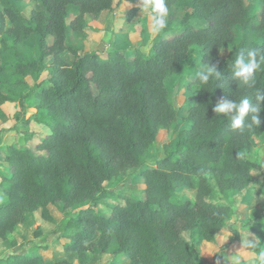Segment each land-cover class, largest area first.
I'll use <instances>...</instances> for the list:
<instances>
[{
  "label": "trees",
  "instance_id": "trees-1",
  "mask_svg": "<svg viewBox=\"0 0 264 264\" xmlns=\"http://www.w3.org/2000/svg\"><path fill=\"white\" fill-rule=\"evenodd\" d=\"M12 1L22 0H0L4 4L0 35L11 39L7 48L14 58L9 61V54L0 51V73L13 66L17 76L37 79L47 70L34 88L19 94L22 101H32L36 121L49 132L40 135L24 129V139L36 141L34 148L5 147L0 240L24 224L28 213L39 210L43 221L55 223L48 205L71 210L90 202L56 225V232L68 240L64 250L74 253L79 264H86L95 248L111 255L107 264L121 255L127 256L125 264H196V248L182 233L198 231L200 240L215 241L235 213L225 200L228 193L245 189L253 181V169L264 183V164L245 156L253 137L264 133V101L260 124L250 133L230 127L231 113L214 111L222 99L238 102L247 96L255 104L257 91L264 94V64L247 83L235 75L234 67L238 55L247 61L250 51L257 52V59L264 54V0L259 15H250L244 0H167L169 8L184 9L180 30L167 36L174 21L168 17L167 27L156 35L149 51L133 48L131 59L120 49L109 50L102 58L98 52H79L66 44L68 31L86 36L91 29L88 21L110 11L114 0H38L41 9L32 8L27 15ZM136 9L128 12V20ZM193 20L202 26L193 25ZM236 26L240 35L234 33ZM31 34L38 36L39 54L25 59L17 46ZM229 43L232 47L222 57L221 48ZM192 46L199 50L195 61L201 71L214 66L220 75L213 72L209 82L201 84L200 71L196 73L192 85L197 92L184 104L187 113L173 151L155 158L153 166L142 167L158 131L177 121V107L164 79L174 74L180 82L194 73L187 61ZM65 51L73 56L72 62L63 58ZM13 95L9 78H0V104L14 101ZM134 171L145 185L143 197L122 195L105 186ZM180 188L194 189V199L178 197ZM218 193L223 202L213 200ZM108 197L122 201L103 214L96 206ZM40 261V256L24 255L17 263Z\"/></svg>",
  "mask_w": 264,
  "mask_h": 264
},
{
  "label": "rangeland",
  "instance_id": "rangeland-1",
  "mask_svg": "<svg viewBox=\"0 0 264 264\" xmlns=\"http://www.w3.org/2000/svg\"><path fill=\"white\" fill-rule=\"evenodd\" d=\"M250 15L257 13L259 15L261 9V0H244ZM23 13L27 15L32 8L41 9L38 0H22L12 1ZM3 2H0V10L3 7ZM136 7L133 12L134 16L128 20V12ZM148 8L137 0L135 3H130L128 0H114L113 8L110 11L102 12V21L98 19H90L88 26L91 29L86 30V36H77L72 31H68V38L66 44L72 45L79 52H98V54L105 58L109 50L120 49L125 51L128 59L133 57V48L139 47L144 53H147L153 42V39L158 33H154L151 29V13ZM184 9L181 6H172L169 8L168 17L173 18L172 31L167 34L170 36L173 32L180 30V19L183 15ZM73 15L67 21L73 19ZM96 20V21H95ZM192 24L195 26H202L201 22L193 20ZM103 26V27H101ZM105 26V28H104ZM100 28H102L100 30ZM102 30L104 32H102ZM234 33L240 35L238 26L234 27ZM142 40H144L142 44ZM38 36L31 34L27 39L22 41L17 47L20 52L19 56L25 59H32L38 57L37 49ZM6 46H5V45ZM13 43L7 34L0 35V51L7 56L9 61L14 62L10 50L7 48ZM232 47V44H226L221 48V56L224 57ZM199 50L192 46L188 52L187 61L189 67L195 69L185 80L179 82V78L170 74L164 79L166 88L169 91L177 107V121L174 122L168 129H160L157 133L156 139L150 148L151 155L143 160L141 166H153L155 158H161L170 154L173 151L177 140L178 132L183 125L184 117L186 115L185 102L194 100L196 88L193 87L192 82L201 67L195 60ZM63 58L68 61H73V56L69 52L62 53ZM2 55L0 54V58ZM15 68L10 66L7 70L0 73V78L10 80V87L15 92L13 95L14 101L4 102L0 104V173H7V166L4 162L6 145L15 146H30L34 148L36 141H27L24 138V129L31 133L37 132L40 135L49 132L48 127L38 123L35 119L36 109L32 107V101H22L20 92H27L34 88L35 84L47 76V70H43L41 74L34 79L32 76L19 77L14 73ZM193 87V88H192ZM5 90V87L3 88ZM28 120L26 126H20V123ZM19 125V129L14 126ZM7 128V129H5ZM37 153H41L37 151ZM245 156L250 160L264 164V133L258 137H253V145ZM253 181L243 190L228 193V201L234 208L235 213L231 217L228 226L225 230L217 236L215 243L200 240L198 231L190 233L184 231L182 236L185 240L192 241L196 248V264H231L233 256L241 257L242 264H254V258L258 254V250L248 249L244 247L246 239H259L260 248L264 249V183L263 177L258 170L251 171ZM211 185L217 190L215 182L210 179ZM109 190H118L122 195H131L134 198L143 197L144 183L142 178L138 177L134 172L127 176H122L113 181L107 182L106 185ZM1 192V191H0ZM218 192V191H217ZM1 194V193H0ZM176 195L182 198L194 199L195 190L189 188H180L176 191ZM223 202L221 195L215 197L216 200ZM2 197L0 196V201ZM122 199L108 197L100 199L96 206L103 214L110 212V207L116 202H121ZM90 202H85L71 210L64 209L62 206L48 205L50 214L54 217L55 223L43 221L40 211L28 213L26 215L25 224L16 226L15 230L8 234L5 240H0V262L3 261L4 255L9 252L17 251L18 247L14 245H26L28 243H45L53 242V239L59 235L56 232L55 226L68 217L74 215L76 211L81 208L88 207ZM44 232L50 231L49 234L37 235V230ZM54 229V232H53ZM56 232V233H55ZM57 234V235H56ZM66 239L65 237H63ZM10 241V243H9ZM15 242L14 245L11 242ZM49 242V243H50ZM9 244V246L7 245ZM25 249V248H23ZM97 252V251H96ZM91 257L93 260L103 261L109 255H104L100 259L99 256L93 252ZM127 260L126 255L117 257L113 264H122ZM95 262V261H94Z\"/></svg>",
  "mask_w": 264,
  "mask_h": 264
},
{
  "label": "clouds",
  "instance_id": "clouds-1",
  "mask_svg": "<svg viewBox=\"0 0 264 264\" xmlns=\"http://www.w3.org/2000/svg\"><path fill=\"white\" fill-rule=\"evenodd\" d=\"M145 7L151 10V29L154 33H160L167 27V18L169 15V7L167 0H144ZM249 59L246 61L243 54L238 55L234 61V67L237 69L235 75L242 77L243 81L247 83L250 78L254 77V73L264 64V54L257 59V52L255 50L248 53ZM215 72V68L208 67L206 70L197 73V79L201 84L209 82V75ZM219 76V72H215ZM256 103L253 104L249 97L245 96L237 101L221 100L215 107L216 113H231L230 127L233 130H238L241 133L254 131L255 126H259L260 119L258 113L261 111V101H264V94L257 91ZM252 113L249 120L245 117ZM239 155H243L242 153ZM244 247L248 249L258 250V254L254 258V264H264V249L260 248L259 239H246ZM231 264H242L241 257L233 256Z\"/></svg>",
  "mask_w": 264,
  "mask_h": 264
},
{
  "label": "crops",
  "instance_id": "crops-1",
  "mask_svg": "<svg viewBox=\"0 0 264 264\" xmlns=\"http://www.w3.org/2000/svg\"><path fill=\"white\" fill-rule=\"evenodd\" d=\"M97 19H98V21H102L101 16H99ZM101 27H103V26H101ZM104 28H105V26H104ZM101 29L102 28H100V30ZM102 32H104V31L102 30ZM194 88H196V87H194ZM196 92H197V88H196ZM55 229H56V226H55ZM53 232H54V229H53ZM49 233H50V231L44 232L43 230H41V234H49ZM216 240H217V238H216ZM67 241L68 240L64 239L63 237H61L60 234L57 235L53 239V242L48 241V242H45L43 244L42 243H37V242L34 244V243L31 242V243H28V244L23 245V246L20 247L19 244L18 245H14L15 242L13 241V242H11V244H13L15 247H18V249H17V251L15 250L14 252H9L6 255L2 256V257H4V259L2 261V264H23V263H17V262L20 259L24 258V255H26L28 257H30V256L31 257H35V256H40L41 257V261L39 263H33V264H55L57 262H62V261H67V262H69V264H79V261L76 259L74 253L67 252V251L64 250V244H65L64 242H67ZM215 241L210 242V243H215ZM9 243H10V241H9ZM7 245L9 246L8 243H7ZM23 248H25V249H23ZM93 252H95V254L97 256H99L100 259L104 255H109V256L105 260H103L102 262L99 261L98 259L92 261L91 257L94 254ZM93 252L89 253L88 262L86 264H107L109 261L112 260V257H111L110 254H108V253H99V250L97 248H95ZM11 255L16 256V257H13L8 262L4 261ZM126 261L123 262L122 264H125Z\"/></svg>",
  "mask_w": 264,
  "mask_h": 264
}]
</instances>
